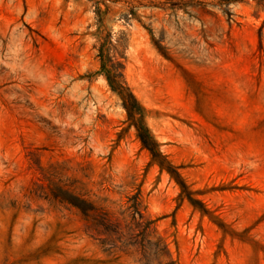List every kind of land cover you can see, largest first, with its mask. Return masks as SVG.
<instances>
[{"label": "rangeland", "instance_id": "obj_1", "mask_svg": "<svg viewBox=\"0 0 264 264\" xmlns=\"http://www.w3.org/2000/svg\"><path fill=\"white\" fill-rule=\"evenodd\" d=\"M0 264H264V0H0Z\"/></svg>", "mask_w": 264, "mask_h": 264}, {"label": "trees", "instance_id": "obj_2", "mask_svg": "<svg viewBox=\"0 0 264 264\" xmlns=\"http://www.w3.org/2000/svg\"><path fill=\"white\" fill-rule=\"evenodd\" d=\"M105 69V64L103 65ZM108 71V70H107ZM122 74H118L115 78H112L108 72L107 77L108 80L115 92L121 97L123 106L127 112L128 120L131 125H133L137 130V136L140 139L144 148H146L152 155V158L155 162H157L162 170H167V172L173 177L177 184L181 187V196L188 195L190 200L194 203H198L199 200L192 198L191 191L189 190V186L187 185L185 179L183 178L181 172H179L178 168L172 163V161L168 158L166 154H164L161 150V145L155 136L152 134L149 127L146 126L144 121V113L145 107L141 104L137 96L134 94L132 89L120 78ZM120 77V78H117ZM63 192V199L71 203L73 206L78 208L84 215L89 216L91 211H97V205L84 198L81 194H77L69 189H66ZM133 202L130 206L133 211V216L135 218L143 219L144 215L139 207V196H134L132 198ZM105 220H110L109 212H104ZM140 225V223H138ZM165 252H169L167 249V245L163 248Z\"/></svg>", "mask_w": 264, "mask_h": 264}]
</instances>
